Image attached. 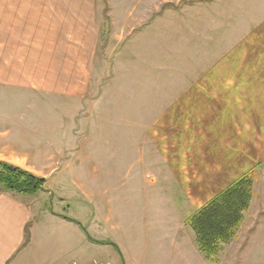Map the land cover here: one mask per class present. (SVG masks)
<instances>
[{"label": "rangeland", "instance_id": "obj_1", "mask_svg": "<svg viewBox=\"0 0 264 264\" xmlns=\"http://www.w3.org/2000/svg\"><path fill=\"white\" fill-rule=\"evenodd\" d=\"M85 1L83 40L52 43L55 27L41 18L8 32L0 0V82L29 78L27 88L0 83V129L20 136L30 168H19L50 191L17 264H264L254 169L260 193L233 241L210 259L184 234L182 257L166 254V231L264 154V0ZM5 4L39 14L38 0ZM11 36L17 59L32 62L27 74L9 63ZM52 213L75 221L61 227Z\"/></svg>", "mask_w": 264, "mask_h": 264}, {"label": "crops", "instance_id": "obj_2", "mask_svg": "<svg viewBox=\"0 0 264 264\" xmlns=\"http://www.w3.org/2000/svg\"><path fill=\"white\" fill-rule=\"evenodd\" d=\"M25 1L27 2L31 0H25ZM28 5H32V4L29 3ZM37 5L39 7V14L33 11V6L32 7L29 6V8H27V11L21 10V12L18 13L17 12L18 9L16 10L17 7L15 5H10L9 7V9H11L10 12L8 11L6 12L5 10L6 4H5V0H3V5H2L3 23L2 24L6 26V29L8 32H11V31L15 32L14 30L16 26H18V24L24 25V26L26 25L33 26L34 24L38 22V19L41 18V19H44L48 25L51 24L55 27L54 30L52 31L53 33L55 31V34L53 35L50 33L52 43L54 41L62 42L61 35L68 36L69 33L73 34V38L83 40V33L79 32V28L80 29H84V28L79 27V25H84L85 23V7H86L85 0H38ZM5 14H8V16L6 17ZM19 14H20L21 20L17 21L16 18H18ZM69 25H70V29H68ZM73 25L77 26L76 29L73 28ZM42 38L43 39L41 40H44V41L49 40L46 34L43 35ZM8 40H10L9 45L12 51L11 52L12 56L11 54L8 56L9 63L11 64V66L17 65V67L18 66L20 67L23 63L24 67L14 68V70L18 73H21L22 69H24L25 73L26 72L28 73L29 70L26 71L25 68H33L31 65L32 63L31 60L30 62H27L26 60L27 59L26 55H28V53L25 54L24 58L20 56L21 59L18 60L17 59L18 56L16 55L17 52L14 53L15 49H13L14 46L16 45L15 43L16 37L11 36V38ZM46 46L48 48L49 47L51 48L47 51L48 54H51L48 56H54L53 55V51H54L53 45L49 46L46 44ZM75 46L77 47L78 44ZM61 50H64V48H62ZM43 53L44 52H40L39 56L43 57L44 56L42 55ZM53 61H54L53 59L48 60V62L46 61L47 65L44 63L43 68H46L47 66L52 67L54 65ZM40 62L41 63L39 64V67L42 65L43 61L40 60ZM55 66L58 68H61V64L59 60L57 61V63L55 62ZM39 67H36V68H39ZM2 72H8L7 68L6 67L2 68ZM5 79L7 80H2V82H0L3 87L5 86L10 87V88L29 87L28 85L29 78L28 80L24 79V75L22 74H21V77H15V76L13 77L11 75ZM19 138L20 136H16L15 134L12 133V131H10L7 128L0 129V161L7 162L14 166L29 169L30 168L29 155L23 150H21ZM240 167H241L240 173L238 175H234L235 177L233 180L240 177L245 172H248L254 169L258 174V179L262 181V177H264V154L262 157L259 158V160H257L256 163L252 164L251 166L248 164L244 166L242 164L240 165ZM55 172L56 171H53V173ZM231 177L233 178V176H228L227 180ZM225 181L223 179L222 183ZM227 186L228 185L226 184L225 187ZM253 188H254V196H253L254 198L260 192L258 191L257 193L256 184H254ZM47 192L50 194V191H41L39 194L30 195V194H22V193H17L13 191H8L0 187V264H17V262L19 261V258L24 256L28 250L31 251V249L33 248V245L36 241V236H34L35 227L37 226L36 218H37L38 213L42 210L41 205L40 207H37L36 204L37 202H39L38 199L43 200L44 195H45L44 193H47ZM41 195H42V198L39 197ZM253 200L254 199H252V203H253ZM52 214H55V217L57 218L56 220L61 225V227L64 226L67 229L69 228L68 224L74 223L75 221V219L68 216L67 213H60V214L52 213ZM180 221L178 222V226L176 228L171 227L169 230L166 231V233L168 234L167 239H166L168 242L167 250L169 251L172 250L171 252H166V254L169 257H171V262H174L173 260L175 259V257L177 258L182 257L176 252L177 247H178L176 245V242H178V245L179 243H183L182 246L183 247L185 246L184 240H181V238L184 237L182 235L184 234L192 235L195 241V234L192 231V229L189 228L186 225V223L182 224L180 223ZM75 227L76 226H73V230L78 231L77 229L78 227L77 228ZM153 241H156V239H154ZM48 243H49L48 237L44 236V245L47 246ZM146 247L148 246L146 245ZM187 258L190 259L191 257L188 256ZM183 259H186V257L183 256ZM189 262H191V260ZM65 263H62V264H65Z\"/></svg>", "mask_w": 264, "mask_h": 264}, {"label": "trees", "instance_id": "obj_3", "mask_svg": "<svg viewBox=\"0 0 264 264\" xmlns=\"http://www.w3.org/2000/svg\"><path fill=\"white\" fill-rule=\"evenodd\" d=\"M254 170L241 175L218 192L186 220L195 234V243L212 259L225 244L233 241L242 227L254 196ZM45 180L29 171L0 161V187L22 194L43 190Z\"/></svg>", "mask_w": 264, "mask_h": 264}, {"label": "built area", "instance_id": "obj_4", "mask_svg": "<svg viewBox=\"0 0 264 264\" xmlns=\"http://www.w3.org/2000/svg\"><path fill=\"white\" fill-rule=\"evenodd\" d=\"M65 264H82V263H79L78 261H75V260H71V261L66 262ZM87 264H113V263L109 260H95Z\"/></svg>", "mask_w": 264, "mask_h": 264}]
</instances>
